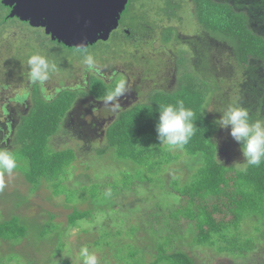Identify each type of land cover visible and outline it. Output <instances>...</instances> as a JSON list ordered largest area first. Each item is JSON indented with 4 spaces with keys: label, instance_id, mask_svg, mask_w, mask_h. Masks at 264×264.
<instances>
[{
    "label": "rangeland",
    "instance_id": "1",
    "mask_svg": "<svg viewBox=\"0 0 264 264\" xmlns=\"http://www.w3.org/2000/svg\"><path fill=\"white\" fill-rule=\"evenodd\" d=\"M176 1L183 9L187 8L182 13L178 11L181 15L178 21L160 17L158 0H129L121 18L130 16L133 3L137 13L140 9L146 15L143 22L149 21L142 26L139 38L135 41L131 37L115 36L106 43L96 42L84 52L64 47L41 28L14 17L3 24L0 150L11 152L17 146L13 142L15 126L32 104L29 80L34 68L44 70L41 71L44 79L36 80L44 99H51L62 88L76 90L77 96L61 121V129L50 140L53 148L71 147L76 154L72 164L59 172L55 182L59 184L48 179L30 191V183L19 166L10 174L0 172V220L17 215L28 226L27 234L18 242L0 241V264H33V261L34 264H83L80 251L85 247L97 256L99 264H130L133 259L127 257L124 261L122 255L131 245L147 247L142 254L144 261L149 262L155 257L156 243L170 239V233L174 237L165 247L166 252L184 250L195 264H264L261 216L252 215L241 223L238 230L256 243L248 255L236 257L217 254L212 247L193 245L191 223L178 222L170 216L183 203L175 189L187 183L200 166V153L188 155L180 148L160 144L154 156L142 163L121 159L111 150L98 154L97 149L104 145L105 129L119 112L145 102L154 90L175 88L183 68H187L186 63H178L179 58L187 62L193 59L205 76L216 78L205 107L209 118L218 120L237 103L243 102L242 107L245 106L249 96H264V66L253 63L242 68L235 60L230 39L222 34L205 33L199 28L195 38L202 40L190 42L197 31L195 27H187L184 21H189V14L192 16V7L188 0ZM228 1L238 10L258 16L264 28V0ZM6 12L0 5V15ZM191 19L196 22L194 17ZM169 26L177 29V40L166 43L156 38L162 28ZM182 39H188L185 50L178 46ZM187 49L191 55H187ZM49 55L54 62L49 67L46 65L48 69L37 66ZM87 56L93 59L91 67L85 63ZM91 75L108 85L117 86L122 81L124 94L111 102L106 101V96L94 97L88 91ZM213 140L220 161L227 165L243 163L240 145L229 130L217 127ZM16 162L20 165L21 160ZM174 181L177 182L173 184ZM74 209L87 211L88 215L70 225L68 215ZM45 229L47 233L41 236ZM57 238L65 244L57 245ZM89 238L95 245H84V240Z\"/></svg>",
    "mask_w": 264,
    "mask_h": 264
},
{
    "label": "trees",
    "instance_id": "2",
    "mask_svg": "<svg viewBox=\"0 0 264 264\" xmlns=\"http://www.w3.org/2000/svg\"><path fill=\"white\" fill-rule=\"evenodd\" d=\"M128 1L121 14L126 12ZM175 1L158 0L161 3L159 9L162 15L160 17L177 21L181 19L178 11L182 13L187 8L183 9L181 3ZM132 4L129 17L122 19L120 15L119 28L111 31L108 39L98 41L106 43L110 38L115 39V36L131 37L135 41L139 38L138 34L142 31V26L148 24L149 21L143 22L146 15L140 9L137 13ZM188 4L191 5L194 14L191 17H194L196 22L193 23L190 14L187 16L189 21L184 22L187 27L196 28L197 31L190 42L200 43L202 39L197 40L195 36H198L201 28L205 33L222 34L224 38L230 39L235 60L242 68H248L253 63H261L264 66V28L261 19H257L258 16L246 10H238L228 0H188ZM0 5L7 11L6 14L0 15L1 31L3 24L10 18L8 16L10 8L2 4L1 0ZM14 18L20 20L17 17ZM22 22L28 23L27 21ZM177 32V29L172 26L164 27L156 38L166 43L171 42L173 39H178ZM187 40L182 39L178 46H182L181 49L185 50ZM58 43L64 47L76 48L62 42ZM89 46L91 45L76 49L84 52ZM186 52L187 55H191L188 49ZM198 55L196 53V57ZM51 58L52 55L45 59L42 58L37 66L46 67L47 65L49 67L54 62ZM177 61L180 64L186 63L187 68L182 69L179 75L181 78L175 88L170 91L154 90L145 102L134 104L119 112L106 127L104 145L97 149L98 154L101 155L105 150H111L117 157L132 160L135 163H142L145 159L152 158L154 150L161 144L156 133L159 110L166 105L175 106L178 101L182 100L185 108L193 112L192 123L195 133L180 149L188 155L200 153L202 163L187 183L175 189L181 195L183 203L175 207L170 216L178 222L187 220L191 223V230L194 231L193 245L212 247L217 254L235 257L248 255L254 249L256 242L253 238L243 236L242 231L238 229L241 223L252 215L257 214L264 218V161L259 166H252L244 162L227 165L219 160L218 147L213 140L218 125L215 119L205 114L207 98L215 88L216 78L205 76L203 70L193 59L187 62L185 58H179ZM41 71L44 70L41 69ZM45 73L51 74L49 71ZM262 73L264 74L263 70ZM88 79V91L96 98L105 97L116 88V85H108L94 75ZM36 80L31 75L29 81L32 104L28 112L21 115L15 126L13 142L17 146L11 150L16 161L21 160L20 165L17 166L23 170L25 178L30 183V191L48 179L55 183L59 172L61 173L63 169L70 166L69 164H72L76 155L71 147L53 148L50 140L61 129V121L72 106L77 91L62 88L51 99H44L40 95V86ZM246 100L249 102L243 108L249 112L250 120H264V96L255 98L249 96ZM242 103L234 106L242 107ZM244 168L246 171L242 170ZM176 182L174 181L173 184ZM57 184L59 183H55ZM87 215V211L74 209L68 215V223L75 225L78 220L86 218ZM160 216L163 217V215ZM47 231V229L42 230L40 235H45ZM27 232V224L17 215L0 220L1 242H18ZM169 237L168 240L156 243L158 245L155 246V257L149 262L144 261L142 254V250L147 247L141 246L140 248L138 245H131L127 253L122 255V260H128L127 257L133 259L130 264H195L192 257L184 250L166 252L165 247L173 239L174 233H170ZM56 241L57 245L65 244L58 238ZM90 243L95 245L94 240L91 241L90 238L84 240V245ZM106 246L112 247L113 245ZM116 254H119L118 250ZM53 264L58 263L53 262Z\"/></svg>",
    "mask_w": 264,
    "mask_h": 264
},
{
    "label": "water",
    "instance_id": "3",
    "mask_svg": "<svg viewBox=\"0 0 264 264\" xmlns=\"http://www.w3.org/2000/svg\"><path fill=\"white\" fill-rule=\"evenodd\" d=\"M128 0H1L9 17L43 28L52 40L85 48L108 39Z\"/></svg>",
    "mask_w": 264,
    "mask_h": 264
},
{
    "label": "clouds",
    "instance_id": "4",
    "mask_svg": "<svg viewBox=\"0 0 264 264\" xmlns=\"http://www.w3.org/2000/svg\"><path fill=\"white\" fill-rule=\"evenodd\" d=\"M85 63L91 67V56L85 58ZM34 79L43 80L39 68L32 72ZM125 85L121 81L113 92L106 96V101L111 102L124 94ZM193 112L186 109L182 100L177 105H166L159 110L156 124L157 138L161 144L172 148H183L195 133L192 123ZM219 128L229 130L230 136L240 145L243 162L246 165L259 166L264 161V121H251L249 112L240 106H230L215 121ZM17 167L16 157L7 150H0V172L12 173ZM246 171V168L242 169ZM80 255L83 264H99L95 254L90 253L88 248H82Z\"/></svg>",
    "mask_w": 264,
    "mask_h": 264
},
{
    "label": "flooded vegetation",
    "instance_id": "5",
    "mask_svg": "<svg viewBox=\"0 0 264 264\" xmlns=\"http://www.w3.org/2000/svg\"><path fill=\"white\" fill-rule=\"evenodd\" d=\"M9 10H10V9H9ZM40 28H41V27H40ZM118 28H119V25H118V27H117L116 29H118ZM42 29H43V28H42ZM116 29H115V30H116Z\"/></svg>",
    "mask_w": 264,
    "mask_h": 264
}]
</instances>
